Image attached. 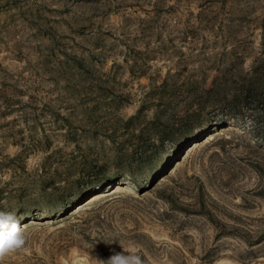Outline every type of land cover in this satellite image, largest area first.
<instances>
[{
  "label": "rangeland",
  "instance_id": "1",
  "mask_svg": "<svg viewBox=\"0 0 264 264\" xmlns=\"http://www.w3.org/2000/svg\"><path fill=\"white\" fill-rule=\"evenodd\" d=\"M262 67L264 0H0V264H264Z\"/></svg>",
  "mask_w": 264,
  "mask_h": 264
},
{
  "label": "clouds",
  "instance_id": "2",
  "mask_svg": "<svg viewBox=\"0 0 264 264\" xmlns=\"http://www.w3.org/2000/svg\"><path fill=\"white\" fill-rule=\"evenodd\" d=\"M25 243L26 237L21 222L12 212L0 210V262L11 252L22 248ZM121 247L122 252L113 250L107 260H100V264H144L135 250L126 249L122 244Z\"/></svg>",
  "mask_w": 264,
  "mask_h": 264
},
{
  "label": "trees",
  "instance_id": "3",
  "mask_svg": "<svg viewBox=\"0 0 264 264\" xmlns=\"http://www.w3.org/2000/svg\"><path fill=\"white\" fill-rule=\"evenodd\" d=\"M263 68V67H262ZM254 75H257V71L253 72ZM263 74H264V68H263ZM249 91V88L247 89ZM195 112H193L191 115L186 116L187 119H191V121H194L196 119ZM136 116H131L129 119H135ZM156 119V118H155ZM164 127L158 131L156 134L157 137H155V141H157V148L152 151L150 157H151V164L149 165V169L154 168L155 165L157 166L161 160V158L169 153V151L174 152L178 146V143L184 142L191 137H193L192 131H178V128L173 123H168L166 121L164 124ZM166 143H168L169 148H166ZM111 178H106L103 183L100 184V182L96 183L97 186H102V184L108 182Z\"/></svg>",
  "mask_w": 264,
  "mask_h": 264
}]
</instances>
